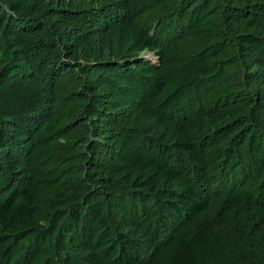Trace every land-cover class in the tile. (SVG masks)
Listing matches in <instances>:
<instances>
[{
	"label": "trees",
	"instance_id": "trees-1",
	"mask_svg": "<svg viewBox=\"0 0 264 264\" xmlns=\"http://www.w3.org/2000/svg\"><path fill=\"white\" fill-rule=\"evenodd\" d=\"M0 264H264V0H0Z\"/></svg>",
	"mask_w": 264,
	"mask_h": 264
},
{
	"label": "rangeland",
	"instance_id": "rangeland-1",
	"mask_svg": "<svg viewBox=\"0 0 264 264\" xmlns=\"http://www.w3.org/2000/svg\"><path fill=\"white\" fill-rule=\"evenodd\" d=\"M143 55H144V56H146L147 58H151L152 60H154V59H155V56H154V54H153V53H151V52L144 51V52H143Z\"/></svg>",
	"mask_w": 264,
	"mask_h": 264
}]
</instances>
